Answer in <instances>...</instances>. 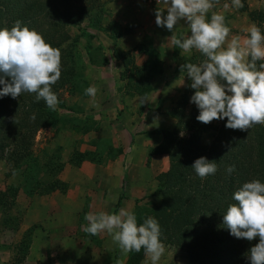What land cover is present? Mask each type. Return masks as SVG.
<instances>
[{
	"label": "trees",
	"instance_id": "obj_1",
	"mask_svg": "<svg viewBox=\"0 0 264 264\" xmlns=\"http://www.w3.org/2000/svg\"><path fill=\"white\" fill-rule=\"evenodd\" d=\"M109 2L0 0V29H11L16 20H21L61 51V77L51 86L59 100L56 110L49 108L43 99L36 102L34 93H22L16 99L10 95L0 97V161L8 168V175H17L21 179L19 187L10 185L6 190H0V211L7 216L6 221L3 219L4 227H7V219L11 220L10 211L16 205L18 192L23 189H26L27 195L52 194L56 190L67 192L69 184L59 178L65 166L62 147L37 150L36 136L39 130L57 123L81 130L72 123V117L67 113L72 108L63 100L62 93L65 89L77 88L78 79L82 77L78 71L80 52L77 48L82 44V37L87 39V48H90L91 36H94L86 32L87 26L104 32L115 42V46L119 38L135 31L136 24L121 25L117 21H106V13H110ZM74 29L78 34L72 32ZM145 43L141 41L137 45L140 52L148 55L141 66L136 64L129 52L115 53L124 63L125 72L130 73L127 86L140 94L142 101L148 99L153 90L149 75L156 72L159 64V57L154 51L146 50ZM176 49L180 51L178 47ZM183 58L184 61L188 59L187 56ZM196 62L192 60V63ZM178 71H181L179 67ZM7 79L10 82L11 78ZM221 83L226 84V81ZM2 88L3 85H0ZM194 92L195 89H192L181 98L179 107L171 112L177 120L175 128L165 130L162 143L151 150L168 154L170 168L161 173L165 182L160 190L159 202L146 204L136 216L137 223L142 224L148 217L157 219L162 229L161 241L183 250L189 264H249L246 254L259 243V237L253 241L235 238L224 226L223 215L230 204L236 203L232 199L233 194L245 182L258 179L264 183V125L257 124L248 131H241L226 128L227 118L219 124H204L197 120L200 110L190 102ZM187 106L190 111H187ZM97 128L92 123H86L83 132ZM210 131H214L215 135L207 144L203 141V134ZM74 154L79 158L77 161L72 159L75 165L84 160L100 161L96 157L100 156L99 152L75 150ZM202 156L209 161L215 160L218 166L215 175L203 180L191 168L194 161ZM229 165H235L236 169L231 175L226 172ZM27 237L23 241L24 252L30 247V235ZM144 256L143 249L139 253L132 252L128 264H141Z\"/></svg>",
	"mask_w": 264,
	"mask_h": 264
},
{
	"label": "clouds",
	"instance_id": "obj_2",
	"mask_svg": "<svg viewBox=\"0 0 264 264\" xmlns=\"http://www.w3.org/2000/svg\"><path fill=\"white\" fill-rule=\"evenodd\" d=\"M219 3L220 0H163L167 15L158 7L156 24L173 32L168 41L182 50L181 55L196 50L206 57L200 64L180 66L191 80L190 87L195 89L190 102L200 110L197 120L209 124L227 118L226 128L248 131L254 125H264V63L257 64L264 61V34L252 24L243 29L248 35L229 40L230 28L224 15L212 12L210 21L207 19ZM232 6L241 9L244 4L242 0H232ZM223 7L227 10L229 5ZM182 20L191 32L183 39L175 34V26ZM60 77L61 51L47 43L41 33L21 20H16L11 29H0V97L10 95L16 99L22 93H34L36 102L43 99L56 110L59 100L51 86ZM96 92L95 86L85 90V95L93 98V107H98L94 101ZM146 101L147 98L142 103ZM191 168L202 180L218 171L216 161L203 156ZM235 170V165L226 167L228 175ZM232 199L236 203L228 206L223 224L237 239L253 241L259 237V243L246 255L249 264H264V183L258 179L245 182ZM85 219L88 225L83 227L84 232L93 236L107 232L125 256L143 249L151 264H158L165 254L162 229L154 217L138 226L136 215L121 208L118 214L89 212Z\"/></svg>",
	"mask_w": 264,
	"mask_h": 264
},
{
	"label": "rangeland",
	"instance_id": "obj_3",
	"mask_svg": "<svg viewBox=\"0 0 264 264\" xmlns=\"http://www.w3.org/2000/svg\"><path fill=\"white\" fill-rule=\"evenodd\" d=\"M150 3L152 4L153 2ZM155 4L157 5L156 8H158V4ZM148 5V0H110L108 5L110 13H106V21H117L121 25H126L128 23L136 24L135 31L130 35H125L119 38L116 41V46L115 42L104 32L98 31L90 26H87L86 30L88 34L94 35L91 36L90 48H87V39L85 37L81 38L82 44H79L80 46H78L77 50L78 53L80 52L78 71L79 75L81 74L82 77L78 79L77 88L65 89L62 93L63 100L68 106H71L72 108V110H68L67 112L70 117H72V123L77 125L78 129L81 130L76 131L75 129H72V127L68 128L61 123H57L56 125L39 130L36 136L37 150H40L44 147L53 148L59 145L62 147L61 154L62 160L65 163V177H67L69 173L72 177L71 179H73L74 177L72 170L74 169L73 167L77 165L72 163V159H74L75 161L79 159L78 157L74 156L75 150L83 152L81 148H87V144H89L90 146L92 144L90 142L92 140L95 141L98 135L105 136L107 132L109 134V128H111V125H113L114 123L115 125L118 124L120 120L119 117L122 116L123 112L124 114L122 116V121L124 123L126 121V119H124L125 116L130 118L137 117L136 114L131 115L128 112L129 109L127 108L133 102V99H135V97L130 98L135 91L127 86V82L130 79V73L125 72L126 67L124 63L115 56V53L119 51L129 52L134 57L136 64L140 66V64L137 63V60L139 63H143V56L148 57V55L145 54V52H140L137 49V45L139 44V42H146L145 49L148 51H153L150 48V36L145 35V38L143 37V39L140 40L142 35L149 34L145 26L146 22H144V20H146L145 17L140 18L146 12ZM181 23L183 22H178L179 26L176 28L175 34L177 38L183 39L187 37L188 30L187 27H184ZM72 32L75 35L78 34L77 30L75 29L72 30ZM98 47H101V49H99ZM177 51L179 50H175V48H173L172 46L170 53L174 57L175 63L177 64H173L170 68H168L169 66L166 63L165 64L168 67L165 66V64H161L159 59V64H157L155 69L156 72L154 73L153 71V73L149 75L151 78V85L155 77H158L161 74H167L169 72H172L174 73V75H176V72L174 71L176 68H178L182 64H185L186 61L192 63V60H196L195 58H193L194 52H191V54L184 53L183 55H181L182 50L180 49L179 52ZM153 53H155V56L160 57L156 49ZM187 54H189L187 56L188 59L184 61L183 57ZM92 57H94L93 61L91 60ZM104 61H107V63L103 64ZM202 62L203 60L201 59L200 62H196L195 64H200ZM177 72V74L188 77L186 71L183 73L181 71ZM173 83L176 85L177 91H182V89L187 86H189L188 91H192V88L190 87L191 80L189 77L185 78V80H173ZM159 84L161 89H163V82L160 81L158 82V85ZM90 86H95L97 89L94 101L98 105V107H93V98L85 95V90ZM138 96L141 98L140 94H138ZM149 96L147 101H151V99H149ZM176 99L178 98L176 97L174 100L166 99L162 104L160 108L162 115H156V120H160V124L163 123L166 126L168 125L169 127L172 125L173 117L169 114V110L174 105L173 102ZM134 101L137 100L135 99ZM103 104L105 105L103 106ZM144 105L146 106L145 103L141 106V112H143L142 114H147V109L143 110ZM164 105H169V107H164ZM101 121H107V123L106 125L103 124L100 130L91 131L89 133L83 132L86 123H92L95 127L97 125H101ZM220 121L221 120H213L212 123L219 124ZM138 125L141 129H143L145 123L141 124L140 122ZM115 129H117V127H115ZM115 129H111V132L115 133ZM150 131L151 130H148V133ZM116 135L117 132L114 136L116 139L115 143H113V140H109L108 137L106 138V136L102 138L105 144L103 142L98 143L95 141L96 145L101 146L97 151H95L100 153V156L97 155L96 157L104 160L112 158V155H115L116 153L118 154L117 151L119 150V141L117 140ZM214 135V131L204 133L203 141L207 144L210 143L213 140ZM104 138H106V140ZM7 171L8 168L6 167L5 163L3 161H0V190L2 191L6 190L10 185L19 187L21 184V179L17 175L10 176L8 175ZM62 173H60V175ZM60 179L70 185L68 181L63 180V178ZM73 180L75 181L76 177H74ZM155 181L157 185L153 197H151L149 201L151 203L159 202L160 190L164 185L165 179L161 177L160 173L156 177ZM21 192H18L16 205L10 211V215L12 217L11 220L7 219L8 222L5 223L7 227H4L3 224L4 221H6L7 216L5 214L3 216L0 211V264H87L88 261L90 262L91 258L89 256H79L80 251H78L73 257L63 256L64 254L70 252L67 249L68 246H64V242L62 241L63 233L65 232V230H67V227H65L64 225L61 227H57L55 224H53L57 221V216L59 217V221L64 220L65 210L63 208V205L58 203L53 204V211H50L49 214L46 211V203H41L39 205H36L38 215H36V213L35 215H32V212H35V210H29V208L31 207L30 204L32 202V199L37 194L27 195L26 189H23ZM56 192L61 193L60 190H56ZM52 195L54 194L52 193L39 195L41 196L40 201H47L46 198L48 196L51 197ZM32 207L34 206L32 205ZM58 212H63V216H59L57 214ZM80 213L82 214V212ZM36 216L41 217L40 220H43V224L38 219L32 221V219ZM73 219L77 222L84 221L83 218L78 214L77 216H74ZM26 225L28 228H25ZM85 226L83 224L80 226L82 231V233L78 235L80 242H75V246L79 243L84 250L85 248H87V245L89 243L83 241V239H86L89 236L93 237V235L83 231V227ZM27 235H30V247L27 252H24V250H22L23 241L27 240ZM93 241L94 243H92V245H96L99 243L97 240ZM164 245L166 251L165 254L161 257V260L158 262V264H189V258L183 250L171 245ZM81 251L83 252V250ZM19 260H21V262H19ZM146 261L147 264H151L150 258H147L145 261H143L142 264H145Z\"/></svg>",
	"mask_w": 264,
	"mask_h": 264
},
{
	"label": "crops",
	"instance_id": "obj_4",
	"mask_svg": "<svg viewBox=\"0 0 264 264\" xmlns=\"http://www.w3.org/2000/svg\"><path fill=\"white\" fill-rule=\"evenodd\" d=\"M148 1L149 5L147 6V10L140 18L145 17L146 20H144V22H146L145 26L149 34L142 35L140 40H142L145 35L150 36V48L153 51L156 49L160 56L159 59L161 64L166 63L169 67L166 64L165 66L170 68L173 64H177L170 53L173 45L168 41V38L173 35V32L169 31L166 27L157 26L155 16L157 5L155 3L158 4V2L157 0ZM150 2L153 3L151 4ZM242 3L244 7L237 9L232 6V0H220V3L215 5L207 14V19L209 21L212 12L224 15L225 24L230 28L229 40L233 36L244 37L248 35L243 29L249 28L252 24H256L261 29L262 34H264V0H242ZM224 4L229 5L227 10L224 9ZM158 6L162 11L164 10V16L166 17L167 9H165L163 0H161ZM182 22L184 24H181L187 27V36L191 35L188 24L183 20ZM178 26V24L175 26V30ZM173 48L175 47L173 46ZM192 52H194L193 55H196L195 59L197 63L200 62L203 58V54L196 50ZM188 55L189 54L185 56ZM147 58L148 57L143 56V63H139L138 60L137 63L141 66L147 61ZM204 58L206 57L204 56ZM176 69L174 70L176 75L169 72L154 78L152 82L153 90L149 96L151 101L145 102L146 106L144 105L143 109H147V114H142L143 112H141L143 103H141L142 101L138 94L133 93V96L131 95L130 98L135 97L137 101L133 99V102L127 107L129 109L128 112L131 115L136 114L137 117L130 118L125 116L124 119H126V121L124 120V123L122 121L124 112L121 110L123 114L119 117L120 120L118 124L115 125L114 123L111 125V128H109L110 130L108 129L109 134L108 132L105 134L106 138L108 137L109 140L111 139L114 141L113 143H115L116 139L114 136L117 132L116 136L119 141V153L115 157L104 160L100 159V161L84 160L80 165L73 167L74 169L72 171L74 177H76L75 181L73 180L74 177L71 179L70 173L65 177V169L64 171L62 170L63 173L61 172L60 178L70 183L67 192L60 191L61 193H58L54 191V195L46 198L47 201H40L41 196L38 194L32 199L30 204L31 207L29 208V210H35V212H32V215H35V213L38 215L36 205L41 203H46V211L49 214L50 211H53V204L58 203L63 205L65 210L64 220L59 221V217L57 216V221L53 223L57 227L63 225L67 227V230L63 233L62 241L64 242V246H68L67 249L70 252L63 256L73 257L80 251L79 256H89L91 258V261H88L89 263L87 262V264H128L131 253L125 256L118 244L113 242L112 237L107 232L83 239V241L89 243L85 250L82 249L83 247L80 246L79 243L76 247L75 242H80L78 237V235L82 233L80 226L82 224L84 226L88 225V221L85 219L87 213L92 212L98 214L100 212H107L109 214H118L121 208H125L136 216H139L142 211L141 209L146 206V204L150 203L149 201L151 197H153L157 185L155 181L156 177L160 173L168 171L170 168L169 155L166 153L151 152V149L162 143L165 130L171 131L175 128L177 120L172 116L171 112L179 107L181 98L190 93L188 91L189 86L184 87L182 91L176 90V85L173 83V80H185V78H188L184 75L177 74L178 68ZM160 81L163 82V89H161L160 84L158 85ZM176 97L178 99L173 102L174 105L169 110V114L173 117L172 125L169 127L163 123L160 124V120H156V115H162L160 111L162 104L166 99L174 100ZM104 105L105 104H103V106ZM164 107H169V105H164ZM186 109L190 111L188 106ZM140 122L141 124L145 123L143 129L138 125ZM100 123L101 125H97L98 128L92 131L100 130L103 124L106 125L107 121H101ZM115 127H117V129H115ZM111 129H115V133H112ZM148 130L151 131L148 133ZM105 136L98 135L95 141L101 143L104 141L102 138ZM106 138L104 139L106 140ZM95 141L92 140L90 146L87 144V148H81L82 151H97L101 146L96 145ZM103 143L105 144V142ZM32 205L34 207H32ZM80 212H82V214ZM57 214L63 216V212H58ZM77 214L80 215L84 221H74L73 217L77 216ZM36 219L43 224V220H40V216H36L32 221ZM25 228H28L27 225ZM93 240H97L99 243L92 245V243H94ZM81 250H83V252ZM147 258L148 257L145 255L141 264Z\"/></svg>",
	"mask_w": 264,
	"mask_h": 264
}]
</instances>
